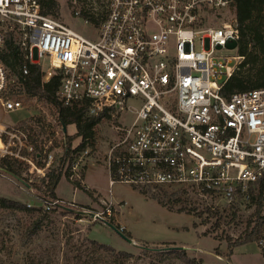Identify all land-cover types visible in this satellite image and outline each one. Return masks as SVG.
<instances>
[{
    "label": "built area",
    "instance_id": "obj_1",
    "mask_svg": "<svg viewBox=\"0 0 264 264\" xmlns=\"http://www.w3.org/2000/svg\"><path fill=\"white\" fill-rule=\"evenodd\" d=\"M69 2L72 16L94 28L93 38L46 13L43 0H0V49L10 36L24 58L40 66L42 82L58 75L57 102L93 116L111 111L133 116L127 127L117 129L119 140L100 151L95 139L76 135L67 140L66 126L49 104L54 116L47 124L53 126L52 139L59 138L58 153L74 151L68 178L83 185L82 167L94 149L108 168L109 187L184 186L228 203L235 196L246 201L249 186L264 175V88L228 98L221 94L244 58L238 54L234 14L221 19L223 11L234 10L235 0ZM222 50L236 55H222ZM45 58L47 70L41 68ZM19 69L20 80L10 77L0 61V108L5 111L26 109L14 87L25 80L28 67ZM13 139L23 137L0 124L2 156L16 148ZM55 152L43 151L41 166L14 156L29 164V172L45 176ZM101 204L103 211L91 210V220L107 221L116 210L112 200ZM257 245L264 247V238Z\"/></svg>",
    "mask_w": 264,
    "mask_h": 264
},
{
    "label": "rangeland",
    "instance_id": "obj_2",
    "mask_svg": "<svg viewBox=\"0 0 264 264\" xmlns=\"http://www.w3.org/2000/svg\"><path fill=\"white\" fill-rule=\"evenodd\" d=\"M56 3L51 15L84 36L94 37V28L72 16L69 0H56ZM232 13L233 9L223 11L221 19L228 20ZM12 33L16 36L15 31ZM221 54L232 56L236 51L222 50ZM48 67L45 58L41 68L47 70ZM245 68L239 70L246 73ZM14 88L21 91L26 109L5 111L0 108V124L23 140L13 139L16 148L10 155L0 154V160L15 164V170L20 174L18 177L29 187L9 175L7 169L0 168V197L33 210L24 212L0 208V264H186L170 252L174 247H184L186 255L199 264H264L256 241L237 245L231 252L227 247V238L234 242L251 230L253 218L250 219L251 226L247 227V224L254 206H248L242 198L237 199L236 218L234 222H228L232 211L230 203L216 195L202 194L199 189L184 186L135 187L123 183L109 187L108 168L93 152L94 149L89 150L92 152L82 167L80 179L83 185L75 188L74 182L78 181L62 174L68 173L70 153L54 193L65 206L82 205L95 212H102L104 204H94L93 196L106 203L112 200L116 210L106 219H110L118 229L123 227L122 231L130 236L125 237L132 243L120 237L104 221L82 216L77 219L58 208L46 210L42 201L46 195L43 192L46 180L42 183L44 176L29 172V164L14 155L27 156L35 166H41L43 151H56V161L45 175L57 166L61 157L58 153L59 138L52 139L50 130L53 126L47 124L48 118L54 116V110L43 99L26 95L22 89L19 90L20 87ZM132 118L127 111H111L99 118L94 126L95 145L99 150L115 144L120 138L117 129L127 127ZM66 133L67 140L76 136L74 125H67ZM50 139L52 146L48 144ZM28 148H31L30 152ZM207 208L217 211L221 219L217 222L216 217H211L203 223ZM145 249L146 253L143 252Z\"/></svg>",
    "mask_w": 264,
    "mask_h": 264
},
{
    "label": "trees",
    "instance_id": "obj_3",
    "mask_svg": "<svg viewBox=\"0 0 264 264\" xmlns=\"http://www.w3.org/2000/svg\"><path fill=\"white\" fill-rule=\"evenodd\" d=\"M43 5L45 12L51 14L56 8L57 3L56 0H43ZM233 7L234 20L240 30V38L237 47L238 54L244 58L238 69L224 83L221 89V94L226 98L234 92L264 88V0H235ZM0 61L8 69L10 77H15L18 80L21 79L20 65L26 64L28 67V74L25 76V80L21 82L20 90L22 89L28 96H35L43 99V101L48 104H52L56 109L57 117L62 126H67L69 124L74 125L76 135L82 136L83 138L94 139V126L98 123L99 118L105 116V112L93 116L89 115L85 108H69L57 102L55 100V92L59 85V76H53L49 80L42 82L40 66L38 64L29 63L24 58V52L12 41L10 36L7 37L3 48L0 49ZM245 66L246 73L239 70ZM25 126L26 125H24V127ZM72 152L74 151H64L61 157L58 158L57 166L53 167L44 176V179H42V183L46 180L43 184V192H45L46 195L42 197V201H44L45 205L49 206V209L52 208L56 210L58 208L62 210L59 205L65 206V203L56 197L54 189L62 174H64L63 176L66 178L68 177L67 171L62 173V168L65 159L68 158L69 154ZM70 160L71 158H68V169ZM0 168L7 169L9 172L20 176L18 171L15 170V164L9 163L5 159L0 160ZM74 184L75 188L82 186L79 182H74ZM248 195L249 198L246 202L248 206H254V211L248 220L247 227L251 226L250 219L252 218L253 226L248 233H244L245 236L243 238L239 236L234 242L229 238L226 239L229 252L237 245L254 241L258 242L260 239L264 238V175L249 186ZM239 198L240 196H235L230 203L232 211L228 222H234L236 218L237 199ZM76 207L90 209L82 205H77ZM0 208L24 212L33 210L27 205L2 197H0ZM62 211L68 213L65 210ZM205 212L206 218L203 223H206L211 217H216L217 222L221 219L217 211L207 208ZM74 216L77 219L81 218L80 215ZM104 222L114 225L110 219ZM115 228L118 229L117 226H115ZM121 233L126 237H130L125 231H121ZM110 250L112 251L113 249ZM260 250L264 259V247H260ZM143 252L146 253L147 249L143 250ZM170 252L174 254L177 259L183 260L186 264H199L195 259L189 258L186 255V251L180 249V247H174Z\"/></svg>",
    "mask_w": 264,
    "mask_h": 264
},
{
    "label": "water",
    "instance_id": "obj_4",
    "mask_svg": "<svg viewBox=\"0 0 264 264\" xmlns=\"http://www.w3.org/2000/svg\"><path fill=\"white\" fill-rule=\"evenodd\" d=\"M9 175H11L12 177H14L17 181H19L20 183H22L25 187H29V185L23 180L21 179L20 177H18L17 175L9 172V171H6ZM59 207L62 209V210H65L67 211L68 213L70 214H73V215H80L82 217H85V218H89V219H94L95 217V214L93 211L91 210H88V209H85V208H77V207H69V206H63V205H59ZM106 225H108L109 227H111L120 237H122L123 239H125L126 241H128L129 243H132V240L129 239V238H126L121 232H119L118 229H116L113 225L109 224V223H106ZM180 249H184V247H180Z\"/></svg>",
    "mask_w": 264,
    "mask_h": 264
},
{
    "label": "crops",
    "instance_id": "obj_5",
    "mask_svg": "<svg viewBox=\"0 0 264 264\" xmlns=\"http://www.w3.org/2000/svg\"><path fill=\"white\" fill-rule=\"evenodd\" d=\"M109 173V172H108ZM93 198H95L94 200H93V202H94V204H96V203H100L101 204V201L102 200H99L98 198H96V197H94L93 196ZM111 201V200H110ZM90 206V205H89Z\"/></svg>",
    "mask_w": 264,
    "mask_h": 264
}]
</instances>
